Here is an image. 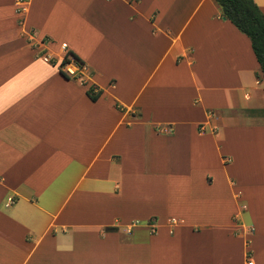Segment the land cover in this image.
I'll return each mask as SVG.
<instances>
[{"label":"crops","instance_id":"1","mask_svg":"<svg viewBox=\"0 0 264 264\" xmlns=\"http://www.w3.org/2000/svg\"><path fill=\"white\" fill-rule=\"evenodd\" d=\"M258 76L212 0H0V264H264Z\"/></svg>","mask_w":264,"mask_h":264},{"label":"trees","instance_id":"2","mask_svg":"<svg viewBox=\"0 0 264 264\" xmlns=\"http://www.w3.org/2000/svg\"><path fill=\"white\" fill-rule=\"evenodd\" d=\"M219 11V18L229 22L240 34L244 35L249 41L251 52L259 68L258 79L262 84L264 93V16L259 11L252 0H212ZM73 60L78 59L71 53H67ZM65 55L62 57L58 72L65 78H68L61 70L66 63ZM80 63V62H79ZM90 88L86 90V95L93 101L97 93Z\"/></svg>","mask_w":264,"mask_h":264},{"label":"built area","instance_id":"3","mask_svg":"<svg viewBox=\"0 0 264 264\" xmlns=\"http://www.w3.org/2000/svg\"><path fill=\"white\" fill-rule=\"evenodd\" d=\"M66 63L61 67L62 72L70 79L81 82L82 74L85 71V66L72 57L65 55ZM46 60V58H45ZM246 264H251V260L247 258Z\"/></svg>","mask_w":264,"mask_h":264}]
</instances>
